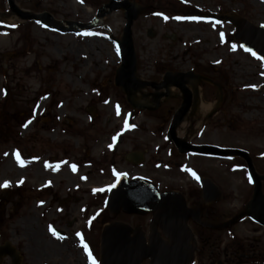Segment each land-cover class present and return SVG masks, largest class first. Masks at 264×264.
Segmentation results:
<instances>
[{
	"label": "rangeland",
	"instance_id": "rangeland-1",
	"mask_svg": "<svg viewBox=\"0 0 264 264\" xmlns=\"http://www.w3.org/2000/svg\"><path fill=\"white\" fill-rule=\"evenodd\" d=\"M108 1L14 0L21 10L48 13L65 26L91 22ZM129 1L145 9L132 33L137 78L152 81L166 70L196 66L222 92L201 84L206 103L216 105L187 141L247 151L258 171L264 165V65L233 41L232 25L203 15L235 13L262 26L264 0ZM0 12L13 25L5 28L0 20V184L8 182L0 187V245L10 242L20 251L21 264H90L89 249L81 246L85 240L70 235L92 221L88 212H102V226L117 220L106 199L120 174L170 190L198 182L192 173L200 164L202 174L223 188L228 217L244 210L251 178L237 158L178 157L166 139L170 123L158 112L135 111L128 128L132 108L114 80L121 64L117 41L126 25L122 9L93 29L73 32L22 20L7 0H0ZM189 118L196 117L190 113L184 122ZM135 150L146 159L134 167L124 155ZM70 196L73 200L63 202ZM74 218L70 231L66 223ZM117 218L133 221L128 215ZM52 224L65 235L55 237ZM236 225L232 230L253 254L249 264H264V229L248 219ZM56 238L60 243L52 244ZM2 264L13 263L6 257Z\"/></svg>",
	"mask_w": 264,
	"mask_h": 264
},
{
	"label": "water",
	"instance_id": "water-1",
	"mask_svg": "<svg viewBox=\"0 0 264 264\" xmlns=\"http://www.w3.org/2000/svg\"><path fill=\"white\" fill-rule=\"evenodd\" d=\"M8 4L11 9L18 14L21 19L25 21L36 20L42 22L47 27H52L60 32H73L74 30L93 29L96 27V23L100 19L112 12L122 9L125 12L126 25L123 29L122 37L117 41V46L120 48L121 64L115 76V84L117 87L122 88L127 94L126 100L131 105L133 113L135 110H150L155 111L159 108L160 99L168 95L170 87H178L184 94V101L181 107L176 113L173 123L168 130V138L176 144L180 153H189L191 151L197 153H204L209 155H216L219 157L240 156L250 168L253 180L255 182V189L252 199L246 207V210L239 214L234 220L227 222L219 228H227L232 225L239 218H250L259 225L264 226V194L262 192V180L264 176L256 173L251 157L248 152L241 151L239 149H221L217 146H195L193 144L186 143L185 141L178 139L176 130L178 126L183 122L184 117L189 112L190 96L186 85L191 84L193 81H206L216 84L211 79H206L203 76H196L189 72L187 74L171 72L165 73V78L162 83H151L147 81H141L137 78V56L135 51V45L132 34V27L134 21H136L140 14L144 12V7H137L133 2L129 0L123 1H109L104 8H101L99 14L95 19L89 23L81 24L78 22H66L67 26L61 25L53 15L48 13L32 14L19 9L15 5L14 0H8ZM108 9V10H106ZM104 10H106L104 12ZM0 17H3L0 14ZM205 20H212L215 22L230 23L234 26L235 33L233 34V40L239 42L245 49H250L251 53L255 52L256 57H260V61L264 65V25L256 26L246 18L238 16L234 13L221 14V13H207L204 15ZM10 26V25H7ZM150 87L154 89V103L155 105H149L150 102H140L136 99V94L142 92L143 88ZM166 89V93L158 92L159 90ZM130 126V122L128 123ZM119 142L122 141L120 138ZM134 163H140L143 161L144 156L141 153L130 154L127 156ZM116 183L110 190L109 197L107 199L109 211L112 214L117 213L119 210L130 213H149V211L162 210L165 216L157 214L154 220L155 226H162L165 234L172 240V246H168L164 243L160 235L154 231L150 237V243L143 235L139 234L138 238L131 237L132 229L129 226L123 224H112L105 226L102 233V251H101V264H141L143 259H151V264H187L193 261V248L187 244L189 237H183V233L187 234L185 226L182 222L188 217V213L185 210V201L178 202L175 200L176 195L173 193H160L149 181L132 180L130 181L127 176L120 175L116 179ZM205 191L211 189L214 197L217 196V187H215L210 181H204ZM217 196V197H216ZM164 223L168 228H164ZM172 231V233H171ZM6 256H9L13 264H21L20 253L9 243L0 246V264Z\"/></svg>",
	"mask_w": 264,
	"mask_h": 264
},
{
	"label": "flooded vegetation",
	"instance_id": "flooded-vegetation-1",
	"mask_svg": "<svg viewBox=\"0 0 264 264\" xmlns=\"http://www.w3.org/2000/svg\"><path fill=\"white\" fill-rule=\"evenodd\" d=\"M3 13V12H2ZM6 17V15L4 16ZM1 20V19H0ZM3 22L2 25L6 24L4 20H1ZM5 26V25H4ZM171 71L172 73H184L187 72H193L194 74L198 75L200 74L199 69H197L196 66L189 67L187 69H179L177 68L175 71L173 70H166ZM165 71V72H166ZM165 74V73H164ZM163 76L158 77L154 80H150L151 82H161L163 80ZM201 86V84H199ZM198 86V87H199ZM189 92L190 96V107L188 114L184 117V120L189 116L190 113L194 114V105L197 100V91L196 87H192L190 85L186 86ZM202 92V87H201ZM153 90L150 89L147 92L141 93L142 99H147L153 101ZM184 94L179 88H172L170 92H168V95L166 98L162 99L163 101L160 104V107L155 110V112L159 113V117L161 115L164 117V121H167L171 123V121L174 119L175 113L178 111V108L181 106ZM202 97H204V94L202 92ZM166 103H170L168 107L164 108ZM163 111H165L164 114H161ZM152 112V113H155ZM167 139V135H166ZM197 144V143H195ZM133 152V151H130ZM173 152L178 157L187 156L186 154H181L178 152L175 145L173 146ZM129 153V152H128ZM128 153L124 155L126 161L130 164L135 166H139V164L134 163L133 161L129 160ZM193 156L202 159L206 158L208 159V155H200V154H193ZM241 163H243L245 166L247 164L244 162V160L240 157H236ZM254 165L256 166L255 161L253 160ZM181 165V164H180ZM179 165V166H180ZM194 170L195 176H192L198 180V182L192 180L193 184L188 185L185 184L182 188L177 187L174 189H163L162 184L156 186L157 189L161 193H170L176 195L175 200L178 202L184 200L185 201V210L188 213V217L185 221L182 222V225L185 226V229L187 231L186 233H183V237H189L187 244H189L194 251V262L193 264H249L250 260L253 259V254L250 256L248 251V245H246L243 241L239 239L237 236V233L232 230V228L236 227L237 223L241 220H238L234 225H231L227 228H218L216 226L222 225L226 223L230 218L228 217V209H225L224 204V193L223 188L219 187L215 181H212L210 177L207 175L205 176L202 174V171L200 170V167L202 165L196 164ZM244 166V167H245ZM247 168V167H245ZM248 171V169H247ZM258 174L264 176V165L259 166L258 165ZM249 174V171H248ZM129 176V175H128ZM250 177V174H249ZM130 178V177H129ZM251 178V177H250ZM208 180L212 182L218 189L216 190L217 196L220 195L219 198H215L213 191L211 189H208L205 191L204 187V181ZM251 190H249V194L252 197V194L254 192V182L251 178ZM262 191L264 193V180H262ZM93 191V190H90ZM216 196V197H217ZM73 200V198L70 196L69 199H66L63 202H70ZM74 201H79V198H75ZM97 204L92 202V206H96ZM88 207V211H89ZM92 208V207H91ZM83 215L86 214V210H82ZM109 213V212H108ZM90 216L92 217V221H90L88 224L84 225V227L81 229H76L75 232H71L70 237L72 240H85V244L87 248L89 249V252L91 254V258L94 261H101L100 259V252H101V240H102V231L103 227L101 225V218L104 214L102 212H88ZM110 214V213H109ZM157 214H161L162 216H165V213L160 209L158 211H149V213H130V212H123L120 210L117 212L115 216H112V220H115L110 223H116L120 222L117 217L119 216H126L128 215L130 218L133 219V221L129 225L132 229L131 237L138 238L139 234L143 235L145 240L147 242L150 241V237L153 235L154 231H156L160 237L164 240L166 245H172L171 240L167 237V234H165V231L163 227L160 226H154L152 221L156 217ZM86 216V215H85ZM77 218H74L71 222L66 223V227L69 228L71 231L72 228L75 227L77 224ZM109 223V224H110ZM124 224V223H123ZM57 225V224H56ZM56 225L52 224L51 228L57 233L58 237L64 236V232L60 227H57ZM164 228H168L167 224L164 223ZM260 228L264 229L263 226H260ZM52 233V232H51ZM79 233L80 235L77 236L76 234ZM172 233V231H171ZM55 236V237H57ZM223 238L225 239H232V244H228L226 246V242H223ZM52 244H59L60 240L56 238V240L51 241ZM87 253V255H88ZM89 259V255L87 257ZM142 264H151V260L148 259L146 261H143Z\"/></svg>",
	"mask_w": 264,
	"mask_h": 264
},
{
	"label": "bare ground",
	"instance_id": "bare-ground-1",
	"mask_svg": "<svg viewBox=\"0 0 264 264\" xmlns=\"http://www.w3.org/2000/svg\"><path fill=\"white\" fill-rule=\"evenodd\" d=\"M99 23H104L103 20H100ZM213 105L206 104L203 101L202 94H201V88H198V95L197 100L194 105V114L193 117L196 118H189L186 120L181 126H179V129L177 131L178 137L184 141L189 140L192 135L195 133V129L200 124V119L209 111H211V108Z\"/></svg>",
	"mask_w": 264,
	"mask_h": 264
},
{
	"label": "snow or ice",
	"instance_id": "snow-or-ice-1",
	"mask_svg": "<svg viewBox=\"0 0 264 264\" xmlns=\"http://www.w3.org/2000/svg\"><path fill=\"white\" fill-rule=\"evenodd\" d=\"M177 19H179V17H178ZM245 50H246V51H251L250 49H245ZM251 54H252L253 56H256V53H255V52H252ZM256 58H257V59H260V57H258V56H257ZM118 114H119V113H118ZM114 139H115V138H114ZM17 160H19V156H18V155H17ZM72 168H73V170H75V165H73ZM192 175L195 176L194 173H192ZM7 186H8V182H7V181H5L4 184H0V187H7ZM49 231H51L52 234H53L54 236H57V233H56L51 227L49 228ZM76 235L79 236L80 234L77 233ZM57 238H60V237L57 236ZM81 246L84 247V248H85V251L87 252V246L84 245L83 243H81ZM88 255H89L90 264H95V261L92 260V258H91V254L88 253Z\"/></svg>",
	"mask_w": 264,
	"mask_h": 264
}]
</instances>
